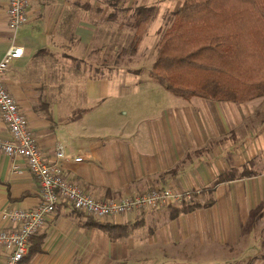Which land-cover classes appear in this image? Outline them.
Segmentation results:
<instances>
[{"label":"crops","instance_id":"0c3cea01","mask_svg":"<svg viewBox=\"0 0 264 264\" xmlns=\"http://www.w3.org/2000/svg\"><path fill=\"white\" fill-rule=\"evenodd\" d=\"M182 1L30 0L28 20L15 32L23 52L10 61L3 83L46 160H56L95 197L168 185L212 202L173 217L157 208L99 221L128 227L113 236L57 204L29 240L28 248L41 235L39 250L26 252L18 264H264V121L256 126L222 117L218 104L243 102L180 100L149 76L154 59L147 50L157 46ZM150 5L157 13L136 41V53L106 56V43L115 46L111 32L114 40L116 31H135L134 9ZM7 6L0 0V60L12 34ZM91 46L92 56L103 58L86 73ZM0 137H10L1 118ZM233 166L252 172L208 190ZM38 202V183L24 159L0 152V227L7 225L2 214L8 208ZM7 256L0 245V264Z\"/></svg>","mask_w":264,"mask_h":264},{"label":"trees","instance_id":"16d2710c","mask_svg":"<svg viewBox=\"0 0 264 264\" xmlns=\"http://www.w3.org/2000/svg\"><path fill=\"white\" fill-rule=\"evenodd\" d=\"M156 13L154 5L134 9L135 41ZM149 76L172 94L185 99L198 96L245 102L262 96L264 0H183L173 13L170 26L157 42ZM251 172L245 166L241 169L230 167L212 180L208 190L219 182ZM196 197L168 205V216L189 212L212 202L211 199L200 202ZM85 217L87 225L110 235L128 232L126 225L99 222L88 215ZM40 240L41 235L36 236L33 246L27 250L28 256L39 250Z\"/></svg>","mask_w":264,"mask_h":264},{"label":"built area","instance_id":"2783aa9c","mask_svg":"<svg viewBox=\"0 0 264 264\" xmlns=\"http://www.w3.org/2000/svg\"><path fill=\"white\" fill-rule=\"evenodd\" d=\"M29 1L8 0L6 9L7 25L12 34L10 46L0 60V118L10 137H0V152L24 159L29 171L37 180L39 202L35 208L10 207L3 212L2 217L7 225L0 227V245L8 250L5 264H18L22 260L30 238L44 228L47 218L54 212L57 204L80 211L97 221H106L119 214H140L177 204L182 200L191 199L193 193L191 189L176 190L167 185L121 197H95L72 181L56 160H46L43 151L35 144L26 118L3 83V76L10 61L21 56L23 52L15 32L28 20ZM55 154L57 159L63 157L61 146L56 147Z\"/></svg>","mask_w":264,"mask_h":264},{"label":"rangeland","instance_id":"374dc122","mask_svg":"<svg viewBox=\"0 0 264 264\" xmlns=\"http://www.w3.org/2000/svg\"><path fill=\"white\" fill-rule=\"evenodd\" d=\"M115 35L116 37L113 40L114 32H111L110 39H111V42L115 41V46L110 47L108 42L104 46L106 56H108L109 54L112 55L116 53L117 58L121 56H122L121 58H123V56H128L132 53H136L137 42L135 41V31L134 30H127V31L119 30L115 32ZM156 50H157V46L149 47V49L147 50L146 57L149 59V61L155 58ZM93 52H94V49L91 46L90 53L88 54V61L84 63V68H83L86 73L87 72L90 73L91 70L94 69L93 65H96L98 62L102 61L101 59L103 58V56L93 57L92 56ZM117 65L121 67L122 65L124 66L128 64L118 63ZM177 98H180V100H183L181 97H177ZM193 100H197V98H192L191 101ZM215 112L218 115H221L222 117L229 116L230 119H243L246 122L249 121L251 123H255L256 126H258L259 121L260 122L264 121V94L260 97L248 100L241 104H234V105L218 104L217 107L215 108ZM162 210L167 212L168 211L167 206L162 207ZM143 213H140V215Z\"/></svg>","mask_w":264,"mask_h":264}]
</instances>
